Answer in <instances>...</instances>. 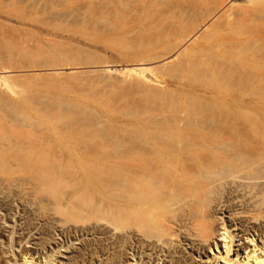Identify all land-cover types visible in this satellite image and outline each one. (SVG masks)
I'll return each mask as SVG.
<instances>
[{
	"label": "bare ground",
	"instance_id": "bare-ground-1",
	"mask_svg": "<svg viewBox=\"0 0 264 264\" xmlns=\"http://www.w3.org/2000/svg\"><path fill=\"white\" fill-rule=\"evenodd\" d=\"M242 1L90 4L87 12L96 22L111 26L123 19L122 38L138 39L142 54L131 59L137 69L126 70L111 93L88 101L68 95L58 98L57 106L25 109L28 96L17 98L11 85L17 79H47L49 87L72 82L83 87L101 75L113 77L109 70L82 67L69 51L59 54V45L74 46L72 39H46L56 45L55 54L39 44L42 52L31 57L49 55L55 64L49 69L16 71L14 65L0 72V111L12 114L13 131H23L14 138L11 129L10 138L0 135V174L19 168L26 175L6 184L19 191L10 184L6 189L8 173L7 181L0 177V188L9 195L0 191L24 199L32 190L28 183L40 195L32 202L40 211L42 239L50 227L68 232V247L41 239V254L29 251L14 264H264V0ZM17 51L0 42V54ZM158 71L168 72L174 85L158 81ZM226 83L228 89L233 83L246 91L252 87L254 94L234 101L207 90ZM197 86L204 91L197 93ZM107 141L116 146L108 158L105 147L95 146ZM98 151L100 157L92 160ZM101 153L105 162L96 164ZM243 222H250L244 231ZM86 236L94 237L87 249L67 256L70 242ZM238 240L244 246L236 248ZM1 258L0 264H8Z\"/></svg>",
	"mask_w": 264,
	"mask_h": 264
},
{
	"label": "rangeland",
	"instance_id": "rangeland-1",
	"mask_svg": "<svg viewBox=\"0 0 264 264\" xmlns=\"http://www.w3.org/2000/svg\"><path fill=\"white\" fill-rule=\"evenodd\" d=\"M98 2H99V0H0V42L11 45L14 48V50L15 49L18 50L15 53L16 55L14 53H13L14 55L12 54L13 56H11V55L9 56V54L6 55L5 53L0 54V72L4 71L3 69L5 67L12 68L14 65H15L14 68L16 67L15 68L16 71L25 70V69L26 70H29V69L34 70L40 65H43V66H40L39 70L49 69V67L54 66L55 64H53L51 62L52 61L51 59H50L51 61L49 60L50 62L48 61V58H50V57H47V56H49V55L45 54L47 58L44 55L43 58L41 57L40 59L39 58L33 59L31 56L33 55V57H34L35 54H37L38 51L41 50L39 44H44L43 45L44 49L42 50L43 52H45V53L49 52V53L55 54V48L54 47L56 45L49 44L47 42V40H49L50 38L52 40L53 36L58 35L61 37L72 39V44L74 46L71 45L72 47H67V48L65 47V49H61L63 47H62V45H59V52L57 50H56V52H58L59 54H62V55H69V53L67 52V51H69L70 56L74 57V59H76L77 63L80 61L79 59H81V61L84 62V63L82 62V67L85 66L88 68V66H89V68H90V67L94 66L93 68L96 67L94 70H109L113 76L111 79L109 78V76H105V78L106 77L107 78H106V80H104V77H102L103 75H101L100 76L101 80L99 78L97 83L92 82V83H94L93 85H91L92 84L91 83V84H89L87 86L85 85L83 87L76 86L75 84H74L75 86L72 85V83H74V82H72L71 86H69V87L66 86L67 84H65V83H63V85L62 84L57 85V84H59V83H57V84H55L56 88L54 85L49 87L51 85V83L50 84L46 83L47 79H42L41 81L38 79H35V80L30 79L29 80L30 82H28L27 79L26 80L17 79V80H15L17 83L13 82L11 85L14 88L17 95L19 94V97L16 96L17 98H25L24 95L28 96L25 98V100H26L25 109L30 108L33 110L34 108L35 109L36 108L42 109L43 107H44L43 109H46L47 107L52 106L54 104H55V106H57L56 104L60 102L59 100L60 99L63 100V98L68 97V95H69V97L71 95L78 96L82 99V101H88L89 99L93 98L96 95L99 96L100 93H104V95H107V94L111 93L112 90H114L113 87L111 89L112 84H117V82H119L118 78L119 77L121 78V75L124 74L126 70H130L133 68L137 69L138 64H134L131 61V59L138 57L137 54H139V55L142 54V52H141L142 50H138V48H137V46L139 45L138 39H136L135 37H129L125 41V39L122 38V33L120 32L121 30L119 27L122 25V22H124L123 19H121V20L118 19L111 26H107V25L105 26L104 25L105 23L103 22V24H102V21H100V20H98V22H96L97 16L96 17L92 16L91 14H89L87 12V10L89 8H91L90 4H92V6H98ZM239 2H240V4H242L243 1L239 0ZM106 28L112 32L106 31ZM118 28L120 31L118 30ZM117 30L119 31L118 33L116 32ZM120 33H121V35H120ZM116 34H117V36H116ZM118 35H119V38H118ZM39 40H40V42H39ZM44 46H46V47H44ZM45 48H47V49H45ZM42 51H40V52H42ZM145 53H147V51H145ZM29 54H31V55H29ZM4 55H6V56H4ZM91 55H92V57H91ZM105 62L107 63V66L105 68L101 69L103 63H105ZM45 64H46V66H44ZM83 64H85V65H83ZM16 65H18V66H16ZM86 65H88V66H86ZM9 66H11V67H9ZM19 66H21V67H19ZM27 67L29 69H27ZM41 67H42V69H41ZM14 68H12V69L14 70ZM19 68H20V70H19ZM23 68H25V69H23ZM38 68L36 70H38ZM91 70H93V69H91ZM156 73H161V72L158 71ZM163 73L164 72H162L159 76L157 75L158 77H160L157 80L158 81L161 80L160 82H162L163 84H165V83L171 84L172 83V85H174L175 80L173 81L172 76L169 78L170 74H168V77H167L168 72H165L166 75ZM162 74L165 78L167 77L166 79L164 78V81L162 79L163 77L161 76ZM190 77L191 76L187 77L188 82H186V83L188 84V86H191V85H189V83L191 82ZM157 80L153 79V81L158 82ZM44 81H46V82L44 83ZM112 81H114V82L112 83ZM41 82H42V85H41ZM48 82H50V81L48 80ZM26 83L28 85L27 89L24 88V87H26L25 86ZM98 83L100 86H97ZM13 84H16V85L14 86ZM163 84H160V85L163 87H166ZM226 84H223L224 85V87L222 86L223 90L221 87H218L217 85H214V87H213V85H211V87H209V88L206 86L205 87H206V89L208 88L207 89L208 91L214 90L218 94L225 95L227 97V99L234 100V101L240 100V98H242V96L244 94H247L248 92H249L248 95H251L253 93L252 91L255 90V89H252V87L247 89L249 91L245 90L246 87H244L245 89L243 87H241V89H240V86L239 85L236 86L235 83L232 84V87L233 88L235 87V89H238V90H234L233 88L228 89V88H231L230 87L231 83H229V84L226 83ZM94 85H96L95 86L96 89H95ZM228 85H230V86H228ZM92 86H93V88H92ZM219 86H221V85H219ZM238 86H239V88H237ZM21 87H23L24 89ZM62 87H64V88H62ZM76 87H78V88H76ZM86 87H88V88H86ZM89 87H90V89H89ZM100 87H101V89H100ZM225 87H227V88H225ZM71 88L73 90H70ZM79 88L82 90H78ZM224 88H225V90H224ZM242 89H244V91H243L244 93L242 92ZM84 90H87V91H84ZM233 90L235 92H233ZM239 90H240V92L237 93L236 91H239ZM65 91H66V93H64ZM80 91H81V93L83 92L81 94V96H80ZM202 91H204L203 88L199 87V89H198V86H197V93H201ZM92 92L94 93V95L92 94ZM225 92H227V93H225ZM250 92H252V93H250ZM254 92H256V91H254ZM101 95H103V94H101ZM198 96H200V94ZM83 97L85 98V100H83L84 99ZM27 98H29V100ZM32 98H34V99H32ZM58 98H60V99H58ZM190 100H191L190 98L186 99V102L188 101V103H189V104L185 103L186 107L191 105ZM27 101L28 102L30 101L31 103L30 102L28 103ZM49 102H51L52 105H49L50 104ZM43 103H45V104H43ZM46 103H48V104H46ZM191 103H192V101H191ZM36 105H37V107H36ZM41 106H43V107H41ZM0 113H1L0 116L4 118V119L3 118L0 119L1 120L0 124H3V126L6 127V129H5L3 126L1 127V125H0V129H1L0 135H3L4 133L5 134L9 133L8 135L10 138V136L14 132L15 135H12L13 137L11 136V138H14L15 136H18V134H22L23 131H20V130H18V131L14 130L13 131V129H15V128H12L13 125L10 123V120H9L10 117L12 116L11 113H8V112L6 113V111H3V110L0 111ZM9 115H10V117H9ZM34 115H35V113H34ZM2 120L4 123L2 122ZM6 121H8L7 125H6ZM55 124L56 123H54V126H55ZM56 127H57V125H56ZM5 130L7 132H5ZM9 130L12 133L11 135H10V132H8ZM15 131L18 133H15ZM2 132H4V133H2ZM25 133L27 136L30 137V134H32L33 132H31V133L25 132ZM25 133H23V134L25 135ZM20 136H22V135H20ZM95 142H97V140ZM110 143H112V142H108V141L104 142V143L98 142L95 145L96 147L97 146L98 147L103 146V148L105 147L104 150L103 149H101V150L103 152L107 151L106 152L107 153L106 158H108V156L111 155V153H114L111 150L114 151V147H116V146H113L114 145L113 143H112L113 145ZM98 144H100V146ZM102 144H104V145H102ZM111 146H113V147L110 149ZM107 148H109V151ZM95 151L97 152V149H95ZM110 151H111V153H110ZM98 152L99 153H96V155H95L96 158H92V160L97 159V156L100 155L101 151H98ZM102 153H101V155H102L101 158L103 157V159L100 160L101 158L99 159V157H100L99 156L98 159L100 161L98 160V162H96V164H99V163L102 164L103 162H105L104 160L106 158L104 159V156H105L104 154H106V153H104V154H102ZM108 153H109V155H108ZM93 154H95V152L92 153V156H94ZM95 161H91V162L95 163ZM13 170L16 173V172H18L17 170H19V168L18 169L13 168ZM14 172L11 170V171L5 172L6 174L4 172H2L3 174H0V177L2 178V176H3L5 181L9 180L6 183H4L5 187H7L6 189H8V187H9L8 185L10 183L17 180L16 178L20 177V175H24V174H20L19 172L16 173V175H15ZM7 173L10 176L7 177L6 176V175H8ZM4 174H5V176H4ZM11 174L13 175V178L14 177H16V178L9 179V177H12ZM24 176H26V175H24ZM24 176H22V178ZM6 177H7V180H6ZM26 179H28V178H26ZM27 181H29V180H27ZM1 182H3V181H1ZM8 182H10V183L8 185H6ZM4 184H3V186H4ZM12 185H14V183ZM12 185L10 184V188H9V189L12 188L11 190H13V188L15 189V187H13ZM26 186H27L26 187L27 190L32 189L31 190L32 193H31V191L26 190L27 195L29 192H30L29 195L34 194V195H30L31 196L30 202H28V200H27L29 195L24 197V199H22L19 196L20 194L17 195L19 197L15 196V194L18 193V192H15L13 195L10 194V196L13 197V198H11L10 196H8L9 193L6 192L5 189H3L4 187L0 188V189H3L6 193H8V195H3L4 191L3 192H1L2 190L0 191V193H2V194H0V203H1L0 204V246L2 245L1 246L2 248L0 247V256H2L1 259L4 260V262H6L8 264H14L16 262V260L18 262V259L20 258V256L22 254L29 252V251H31L32 253L40 252V254H41L42 250H43V248H42L43 246H40V245H42L41 243L43 241H45L49 238H51L52 240L49 239L47 241H49V242L53 241V244L56 243L58 245V243H62L63 245L65 244L68 247L67 229L65 230V229L59 228L58 226L56 228L54 227L55 229L50 227L49 228L50 230H48L50 232H48V231L46 232V234L49 236L46 235L47 239L46 238L42 239L41 236L44 234L45 231L42 229V225L40 222V214H39L40 211H38L39 209H38L37 204L32 202L33 200L34 201L37 200V198H34L35 196L40 197V195L38 196L39 193H33V188H32V186L30 187V185H28V183L26 184ZM16 191H19V190L17 189ZM5 192H4V194H6ZM34 192H36V190ZM8 197H10V198L8 199ZM16 197H17V199H16ZM19 198H21L22 200L21 199L18 200ZM32 198H33V200H32ZM29 199H30V197H29ZM27 203H29V204H27ZM30 203H34V204H30ZM36 203H37V201H36ZM227 216H229V215L227 214ZM243 223H244V225H243ZM243 223H242V228H243L242 230L244 231L250 227V224H249L250 222H243ZM248 225H249V227H248ZM242 230H241V228L239 229L240 232ZM13 232H14V234H13ZM241 234H240L239 239L243 238L242 237L243 235H241ZM93 238L94 237H92V236H86V237H83V239L81 238L77 242H73V243L70 242V245H69L70 249H68V251L65 253L67 254V256H70V255L76 256L79 254L81 255V253H82L81 250L84 251L85 249H87V246L85 243H87V241L90 242L91 240H93ZM97 238H101V237L98 236ZM41 239H42V242L40 241ZM25 240L30 244H28ZM244 242L247 244V241H244ZM104 243L105 242H103V246H105ZM51 244H52V242H51ZM105 244L108 245L109 242H107ZM236 244H237L236 248H238L239 246H242V244L244 246V243H242V240H238L236 242ZM28 247H30V248H28ZM10 248L14 249L13 250L14 253L10 252ZM62 251L64 252L65 249H63ZM12 254H15L16 258ZM36 257H38V255H36ZM7 260H8V262H7ZM196 260L199 261L198 258ZM204 263L205 262H203L202 264H204ZM197 264H199V263H197ZM208 264H210V263H208ZM211 264H217V263L211 262Z\"/></svg>",
	"mask_w": 264,
	"mask_h": 264
}]
</instances>
